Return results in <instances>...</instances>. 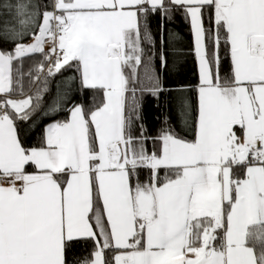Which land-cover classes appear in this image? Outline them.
Listing matches in <instances>:
<instances>
[{"label": "snow or ice", "instance_id": "obj_1", "mask_svg": "<svg viewBox=\"0 0 264 264\" xmlns=\"http://www.w3.org/2000/svg\"><path fill=\"white\" fill-rule=\"evenodd\" d=\"M0 264H264V0H0Z\"/></svg>", "mask_w": 264, "mask_h": 264}, {"label": "trees", "instance_id": "obj_2", "mask_svg": "<svg viewBox=\"0 0 264 264\" xmlns=\"http://www.w3.org/2000/svg\"><path fill=\"white\" fill-rule=\"evenodd\" d=\"M156 21H153V26H156ZM170 29L174 32L179 34V38L173 41V47L182 49L185 53L183 56V64H184V71L182 75V79L189 81L191 83H195L197 80V63L196 57L193 51V39L190 32V27L188 23L184 20L177 18L174 23L168 25ZM36 59H40V57H36ZM27 67V62L26 65ZM55 88V83L53 84V89ZM154 100L151 97H145V104H144V112L146 118L149 120L150 123L155 124V116L157 115V111L154 107ZM58 119H63L64 116L61 114ZM48 121H45L47 123ZM40 134V129H37L36 132L32 135L31 140L35 142L37 137Z\"/></svg>", "mask_w": 264, "mask_h": 264}, {"label": "crops", "instance_id": "obj_3", "mask_svg": "<svg viewBox=\"0 0 264 264\" xmlns=\"http://www.w3.org/2000/svg\"><path fill=\"white\" fill-rule=\"evenodd\" d=\"M193 39V38H192ZM196 63H197V60H196ZM197 73H198V68H197Z\"/></svg>", "mask_w": 264, "mask_h": 264}]
</instances>
